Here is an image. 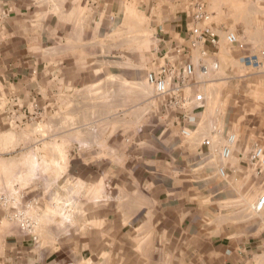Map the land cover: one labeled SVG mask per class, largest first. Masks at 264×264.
<instances>
[{
    "label": "rangeland",
    "instance_id": "374dc122",
    "mask_svg": "<svg viewBox=\"0 0 264 264\" xmlns=\"http://www.w3.org/2000/svg\"><path fill=\"white\" fill-rule=\"evenodd\" d=\"M108 3L111 7L112 1ZM73 5L69 2L57 10L64 39L58 51L48 54L52 62L42 72L40 89L21 105L0 99V264H10L9 249L23 243L32 249L39 245L54 250L46 258L50 263L99 264L107 248L110 257H105V263L109 264H201V258L191 256H138L139 251H132L137 256L117 255L120 250L111 230L116 226L96 223L101 209L90 208V202L101 199L100 188L94 187L100 178L92 191L70 176L74 172L69 171V164H75L71 158L84 156L88 150L126 152L131 135L125 132L130 130L110 134L128 123L116 113L99 111L100 96L117 90L138 92L144 101L155 93L145 77L159 65L156 42L168 34L155 32L154 24L169 15L176 16L171 23L179 26L181 37L195 26H210L218 38L206 58L199 48L190 55L199 92L207 99L205 107L195 112L206 108L204 116L218 118L215 126H225L237 142L250 150L255 145L264 149V59L257 69L243 63L245 56L264 51V6L254 0H115L111 11L118 17L106 18L109 31L98 33V18L90 19L78 0L77 9ZM200 12L208 16L207 21L195 20ZM227 33L237 36L235 45L226 42ZM204 61L210 66L206 75L200 70ZM213 63H217L215 70ZM107 74L108 79L98 80ZM116 74L130 82L112 76ZM101 121L108 124L101 125ZM113 162L116 171V161L109 159L110 165ZM114 211L110 210V217ZM103 230L108 241L101 240ZM151 246L143 244L144 253ZM36 260L33 252L30 260L20 255L14 262L36 264Z\"/></svg>",
    "mask_w": 264,
    "mask_h": 264
},
{
    "label": "crops",
    "instance_id": "0c3cea01",
    "mask_svg": "<svg viewBox=\"0 0 264 264\" xmlns=\"http://www.w3.org/2000/svg\"><path fill=\"white\" fill-rule=\"evenodd\" d=\"M108 1L113 7L115 0H78L90 19L98 18V33L109 31L108 17H118ZM69 2L74 3L70 7L77 9V0H0V99L13 106L21 105L40 89L42 72L52 62L48 54L58 51L64 39L57 10ZM175 18L169 15L154 24L155 32L168 34L156 42L160 46L159 50L158 46L155 48L158 66L164 61L160 57L164 51L172 61H191L194 50L173 51L174 47H187V36L181 37L179 26L171 23ZM108 76L98 80L102 82ZM112 76L130 82L124 75ZM196 78L195 71V81ZM196 82L194 93L201 91ZM112 97L116 100L111 101ZM100 99L99 111L116 113L128 123L127 127L118 123L120 126L110 134L130 130L131 134L125 132L131 135L126 140L128 149L122 153L88 150L84 156L71 158L75 164H69V171L86 188H92L100 178L94 187L100 188L101 199L95 204L90 202V208L101 209L96 223L116 226L111 230L120 250L117 255L171 259L191 256L201 258V264H264V207L254 209L264 192V172L258 174L250 164V148L234 138L230 155L224 158L222 150L228 145L230 134L225 126H215L218 118L204 116L206 108L202 112H195L200 108L188 109L194 121L186 123L190 135L185 137L181 134V114L177 110L166 111V97L152 93L142 101L138 92L125 94L117 90L111 95L102 94ZM107 122L101 121V125ZM206 141L209 145L204 144ZM112 158L118 166L116 171L112 168L114 162L109 164ZM105 209L115 210L111 213L113 218ZM101 233L102 241L110 239V231ZM145 243L153 244L148 253H144ZM14 246L8 248L10 264H15L20 255L30 260L33 252L36 264H61L46 259L54 250L39 245L32 249L24 243ZM105 250L99 264H109L105 257H110V253Z\"/></svg>",
    "mask_w": 264,
    "mask_h": 264
},
{
    "label": "built area",
    "instance_id": "2783aa9c",
    "mask_svg": "<svg viewBox=\"0 0 264 264\" xmlns=\"http://www.w3.org/2000/svg\"><path fill=\"white\" fill-rule=\"evenodd\" d=\"M257 4L264 6V0H254ZM195 20L197 22L207 21L208 16L203 12L196 14ZM198 24V23H197ZM187 47H174L173 51L175 53H185L190 50L201 49V55L206 58L209 52V47H215L218 43V38L214 34L210 26H195L190 30L186 38ZM226 42L229 45H235L237 43V36L234 33H227ZM168 54L164 51L160 57L164 58L163 63L157 67L156 70L149 71L146 74L145 81L151 87H153L156 96L166 97L164 107L166 111L170 112L177 110L181 114L182 130L181 134L185 137L190 135V131L185 127L186 123L194 121V118L189 115V108H201L206 102L205 94L202 92L198 93H188L186 90L193 91L198 83L195 79V66L189 60H182L177 62L166 58ZM262 59H264V51L259 55L251 54L243 58V63L251 68H259L262 64ZM214 70L217 69V63H213L211 66ZM200 70L202 74H207L210 70V66L206 62L200 64ZM234 142V137L230 136L228 138V145L222 150V155L227 158L230 155V147ZM205 145H209V142H204ZM248 160L250 164L255 168L258 174L264 172V149L259 145H255L248 154ZM223 174V171H220ZM264 207V192L259 198L257 204L254 206L255 210H260ZM22 220V225L24 224ZM36 241V237L32 238ZM69 264H76L75 262H70Z\"/></svg>",
    "mask_w": 264,
    "mask_h": 264
}]
</instances>
